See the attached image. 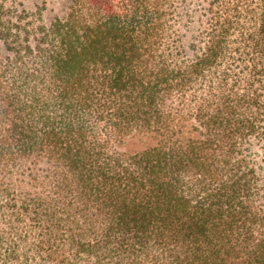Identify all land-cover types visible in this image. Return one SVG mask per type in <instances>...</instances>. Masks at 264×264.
Returning <instances> with one entry per match:
<instances>
[{
  "label": "trees",
  "instance_id": "1",
  "mask_svg": "<svg viewBox=\"0 0 264 264\" xmlns=\"http://www.w3.org/2000/svg\"><path fill=\"white\" fill-rule=\"evenodd\" d=\"M196 1L0 5V264H264V0Z\"/></svg>",
  "mask_w": 264,
  "mask_h": 264
},
{
  "label": "rangeland",
  "instance_id": "2",
  "mask_svg": "<svg viewBox=\"0 0 264 264\" xmlns=\"http://www.w3.org/2000/svg\"><path fill=\"white\" fill-rule=\"evenodd\" d=\"M71 0H0V5H3L5 8L12 7L20 11V9L25 8L30 11L35 10L36 8L41 9L43 22L49 23L56 17H63L68 11ZM202 0H197L190 7H186L185 11H202L203 4ZM192 15V13H191ZM128 150L138 151L140 150V144L130 143L126 145Z\"/></svg>",
  "mask_w": 264,
  "mask_h": 264
}]
</instances>
